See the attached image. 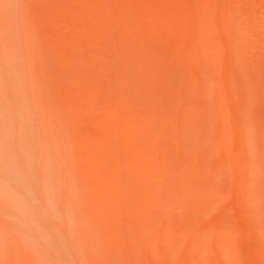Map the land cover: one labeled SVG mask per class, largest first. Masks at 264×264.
<instances>
[{
	"label": "rangeland",
	"instance_id": "rangeland-1",
	"mask_svg": "<svg viewBox=\"0 0 264 264\" xmlns=\"http://www.w3.org/2000/svg\"><path fill=\"white\" fill-rule=\"evenodd\" d=\"M0 1L27 96L0 78V226L106 200L118 264H264V0Z\"/></svg>",
	"mask_w": 264,
	"mask_h": 264
},
{
	"label": "bare ground",
	"instance_id": "bare-ground-1",
	"mask_svg": "<svg viewBox=\"0 0 264 264\" xmlns=\"http://www.w3.org/2000/svg\"><path fill=\"white\" fill-rule=\"evenodd\" d=\"M5 2V0H2ZM1 2V1H0ZM2 3V2H1ZM4 5V3L2 4ZM7 8V7H6ZM28 8V7H27ZM32 9V8H31ZM6 14V13H5ZM8 14V13H7ZM4 15V14H3ZM110 15V14H108ZM4 17V16H3ZM6 18V17H4ZM115 18V17H114ZM127 19V18H126ZM31 20V19H30ZM115 20V19H114ZM129 21V20H128ZM120 23V22H119ZM5 24V23H4ZM122 25V24H121ZM5 26V25H4ZM130 30V29H129ZM129 33V32H128ZM135 34V33H134ZM225 34V33H224ZM125 42V41H124ZM11 43V48L9 50H3L0 53V67H2V69L0 70V78H3V80L5 82H7L8 84H10L9 86H12V88L16 91L17 95L15 96L18 99V103L19 105H21L23 107L22 99L26 96V93L21 91V85L23 84L22 82V76H20V71L22 72L23 68L20 66V64L14 60L16 59L17 56V50L14 47V44L10 41ZM123 44V43H122ZM25 46V45H23ZM131 48V47H130ZM224 48V47H223ZM222 48V49H223ZM136 49V47H135ZM68 51V50H67ZM125 51V50H124ZM136 51V50H135ZM7 52H10V55H7ZM133 52V51H132ZM64 55V54H63ZM129 55V54H128ZM138 55V54H137ZM16 56V57H15ZM139 56V55H138ZM14 59H13V58ZM95 58V57H93ZM141 58V57H140ZM131 59V57H130ZM138 59V58H137ZM145 59V58H144ZM62 60V59H61ZM128 62V61H127ZM142 63V62H141ZM148 63V62H147ZM132 63H130L131 65ZM128 65V64H126ZM134 65V64H133ZM138 65V64H136ZM30 66V65H29ZM132 66V65H131ZM130 66V67H131ZM56 67V66H55ZM128 67V66H127ZM135 66L131 67L132 69V73H133V68ZM144 67V66H143ZM96 69V68H95ZM142 67L139 69L141 70ZM51 70V69H50ZM131 71V70H130ZM137 73L140 75V73H138L137 71H134V73ZM141 72V71H140ZM101 75V73H99ZM104 74V73H103ZM142 74V73H141ZM87 75V74H86ZM98 75V73H97ZM27 77V76H26ZM104 77V76H103ZM139 77V76H138ZM141 77V76H140ZM143 77V76H142ZM49 78V77H48ZM69 78V77H68ZM105 78V77H104ZM121 81V80H120ZM125 81V80H124ZM127 81V80H126ZM130 81V80H129ZM134 81V79H133ZM36 82V81H35ZM34 82V83H35ZM137 83V82H136ZM51 84V83H49ZM36 85V84H35ZM24 86V85H23ZM22 86V89H23ZM33 86V85H32ZM31 86V87H32ZM141 86V85H140ZM25 87V86H24ZM121 87V86H120ZM138 87V85L136 86ZM135 88V86H134ZM144 88V87H143ZM38 88L33 87V92H34V97L36 98V96H40L39 94L41 93L40 87L39 90H37ZM45 89V88H44ZM137 89H140V87H138ZM136 89V91H137ZM50 90V89H49ZM59 90V89H58ZM143 90V89H142ZM210 90V89H209ZM63 91V90H62ZM144 91V90H143ZM213 91V90H212ZM47 92V91H45ZM146 92V90L144 91ZM148 93V92H146ZM146 95V94H145ZM145 95H141V96H145ZM147 96V95H146ZM27 97V96H26ZM140 97V96H139ZM55 99V98H54ZM129 99V98H128ZM127 99V101H128ZM145 99V97H144ZM147 99V98H146ZM149 99V98H148ZM48 100V99H47ZM57 101V100H56ZM136 101V100H135ZM145 101V100H144ZM149 100H146V102ZM126 102V101H125ZM138 102V100H137ZM57 103V102H56ZM136 103V102H135ZM139 103V102H138ZM145 103V102H144ZM142 103V104H144ZM49 104V103H48ZM131 104V103H129ZM141 104V103H139ZM153 104V103H152ZM138 105V104H137ZM151 105V104H150ZM140 106V105H139ZM153 106V105H152ZM44 108V107H43ZM48 108V106H47ZM53 108V107H52ZM45 109V108H44ZM73 109V108H72ZM135 109V108H134ZM248 109V106H247ZM137 110V109H136ZM59 111V110H58ZM70 111V110H69ZM75 111V110H74ZM79 111V110H78ZM44 113H47V109H45V111H43ZM249 112V111H247ZM20 113V112H19ZM43 113V114H44ZM49 112L47 114H44L46 117H48L49 120ZM78 114V113H77ZM250 113H248L249 115ZM53 115V114H52ZM247 115V113H246ZM21 116H23V114H21ZM77 116V115H76ZM45 117V118H46ZM72 117V116H71ZM53 118V117H52ZM61 119V118H60ZM42 120V119H41ZM53 121V120H52ZM75 121V119L73 120ZM77 121V120H76ZM250 121V120H249ZM26 122V121H25ZM49 124V122H47ZM51 123V122H50ZM71 123V122H69ZM76 123V122H75ZM254 123L251 122L249 123V125L251 127H247L248 130L246 131V136L249 134L247 132L250 133L251 130L254 127H252ZM28 125L27 123H24L23 126ZM78 125V124H77ZM246 125V124H245ZM71 127V126H70ZM69 127V128H70ZM246 127V126H245ZM77 128V127H76ZM246 128V129H247ZM74 129V128H72ZM245 129V130H246ZM53 130V129H52ZM55 130V129H54ZM75 130V129H74ZM40 134L41 136L44 134V137H48V130H46V127L41 128L40 130ZM77 132V131H75ZM253 133V131H251ZM257 132V131H256ZM264 132V131H263ZM251 134V133H250ZM63 135V134H62ZM75 135V134H74ZM73 135V136H74ZM55 136V135H54ZM77 136V135H76ZM63 137V136H62ZM250 137H253V139H257L255 137V135H250ZM262 137V136H261ZM50 138V137H48ZM65 138V135H64ZM63 138V139H64ZM75 139L78 137H74ZM46 139V138H44ZM43 139V140H44ZM250 139V138H249ZM250 140V142H252V140ZM262 139V138H261ZM50 140V139H49ZM248 140V138H247ZM259 140V139H258ZM264 140V139H263ZM42 141V140H41ZM75 141V140H74ZM78 141V140H76ZM75 141V142H76ZM257 141V140H255ZM50 142V141H49ZM71 142V141H70ZM102 142V141H101ZM247 142V141H246ZM43 143V142H42ZM51 143V142H50ZM55 143V141L53 142V144ZM77 143V142H76ZM258 143V142H257ZM264 143V141H263ZM52 144V143H51ZM72 144V143H71ZM103 144V143H102ZM249 144V142H248ZM247 144V145H248ZM253 144V143H251ZM255 144V142H254ZM261 144V143H260ZM69 145V144H68ZM256 145V144H255ZM262 145V144H261ZM45 146V145H44ZM76 146L78 147V144H76ZM250 146V145H248ZM247 146V147H248ZM252 146V145H251ZM80 147V146H79ZM255 147V146H254ZM81 148V147H80ZM79 148V149H80ZM250 148V147H249ZM248 148V150H249ZM257 148V147H256ZM263 148V147H261ZM45 149V148H44ZM77 154V163L79 165V161H78V155L79 157L81 156L80 154L83 155V152L80 153V151ZM83 149V148H82ZM87 148V152H88ZM252 150V149H251ZM258 151V149H257ZM67 152V151H66ZM86 152V153H87ZM90 152V151H89ZM92 152V150H91ZM250 152V151H249ZM252 152H255V148L254 150H252ZM91 154V153H88ZM86 155V154H85ZM250 155V154H249ZM256 155V154H255ZM80 157L81 159L83 157ZM87 156V155H86ZM250 157V156H249ZM253 156H251L250 158H252ZM255 157V156H254ZM264 157V156H263ZM86 157L84 156L83 159H85ZM92 158V157H91ZM262 158V157H260ZM82 159V160H83ZM89 157L86 158V160L88 161ZM93 159V158H92ZM80 160V159H79ZM81 160V162H83ZM253 158L251 160H249L250 162L253 163ZM90 161V160H89ZM88 161V162H89ZM92 161V160H91ZM94 161V160H93ZM92 161V162H93ZM261 161V160H260ZM80 162V163H81ZM76 163V160H75ZM76 163V164H77ZM86 163V162H84ZM68 164V163H67ZM89 164L91 165V163L89 162ZM88 164V165H89ZM251 164V163H250ZM254 164H257V162L254 160ZM259 164V163H258ZM257 164L258 167L262 168L261 166H259ZM262 164V163H261ZM69 165V164H68ZM71 165V164H70ZM253 166V164H251ZM82 168L85 166H83V163L81 164ZM92 166V165H91ZM251 166V167H252ZM69 167V166H68ZM76 167V166H75ZM74 167V168H75ZM256 167V166H255ZM81 168L80 166H78V168H75L76 170ZM86 168V167H84ZM82 170V169H80ZM79 170V171H80ZM84 170V169H83ZM250 170V169H249ZM263 169H261L262 171ZM85 171V170H84ZM258 171V170H257ZM89 172V171H88ZM93 172V171H92ZM91 173V172H90ZM251 173V172H250ZM262 175L264 176V173L261 172ZM85 174V173H84ZM83 174V176H84ZM253 174V173H252ZM256 174V173H255ZM76 175V174H75ZM82 175V174H81ZM77 176V175H76ZM92 176V175H91ZM85 177V176H84ZM83 177V178H84ZM251 179V176H249ZM260 177V175H259ZM81 178V177H80ZM79 178V179H80ZM256 178V177H254ZM254 178H252V180H254ZM258 178V177H257ZM81 181L80 184L82 182V179H80ZM84 180V179H83ZM251 180V182H253ZM259 180V179H258ZM86 181V180H84ZM96 181V179L94 180ZM88 182H85V184ZM258 183V182H257ZM79 184V185H80ZM87 185H85L84 187H86ZM90 186V184H89ZM82 187V186H81ZM83 187V188H84ZM88 187V186H87ZM87 187L85 189H81V191H85L87 189ZM257 187V186H256ZM73 190V189H72ZM101 190V189H100ZM90 191V190H89ZM264 191V190H263ZM88 190L85 191L84 193H86L88 195ZM92 192V191H91ZM83 193V192H81ZM96 195L98 197V192L96 191ZM100 193H103V190H101ZM91 193H89L90 195ZM102 194V195H103ZM257 194V193H256ZM94 195V193L92 192V196ZM101 195V196H102ZM84 198H86V195L83 194ZM111 196V195H110ZM258 196V194H257ZM263 196V195H262ZM90 197V196H89ZM89 197L87 198V201H89ZM96 197V196H94ZM93 197V198H94ZM102 198V197H101ZM262 199V198H261ZM82 200V197H81ZM85 200V199H83ZM96 200V199H95ZM94 201V200H93ZM97 201V200H96ZM94 201V202H96ZM99 201V200H98ZM101 201V200H100ZM104 201V200H103ZM108 201V200H107ZM82 202V201H81ZM105 202V203H104ZM103 202H101V206H95L96 208H98L99 210H97L95 208V210L90 209V208H84L79 212V214L77 213V215H82L83 214V218L82 216L80 217V219L82 218V220L84 219L83 224H76L74 226H65V227H47V228H35V227H30V228H22V227H2L0 226V264H118L117 263V246H116V242H115V236L113 231L109 228L104 226L102 223L99 222L98 219L104 218V217H99L102 211V214L107 213L108 215V211L113 212V210H109L108 211L106 209V211L104 212V206H108V207H113V206H109L107 205L106 200ZM90 203V206L92 207L91 203L92 201L87 202V204ZM84 204V203H82ZM81 204V207H82ZM89 205V204H88ZM89 206V207H90ZM119 206V205H118ZM87 207V206H86ZM101 207L103 208L101 210ZM73 208V207H72ZM114 208V207H113ZM112 208V209H113ZM120 208V206H119ZM85 209V210H84ZM97 210V211H96ZM117 211V209H114ZM166 210V209H165ZM167 210H169V207L167 208ZM99 211V212H98ZM169 213V212H168ZM97 214L99 215L97 218ZM113 215V213H110V215ZM167 214V212L165 213ZM111 215V216H112ZM116 213H114V217H115ZM110 217V216H108ZM87 219V220H86ZM112 219V218H111ZM82 220L80 221V223L82 222ZM78 221V222H79Z\"/></svg>",
	"mask_w": 264,
	"mask_h": 264
},
{
	"label": "clouds",
	"instance_id": "clouds-1",
	"mask_svg": "<svg viewBox=\"0 0 264 264\" xmlns=\"http://www.w3.org/2000/svg\"><path fill=\"white\" fill-rule=\"evenodd\" d=\"M21 89H22V85H21ZM5 161L3 159H0V163H4ZM7 162L10 165H14V158L9 157ZM0 190H2V186H0ZM44 197H45V201L47 203L48 209L55 214V192L54 189L49 186L47 183L44 186ZM71 223V220L69 218V224Z\"/></svg>",
	"mask_w": 264,
	"mask_h": 264
}]
</instances>
